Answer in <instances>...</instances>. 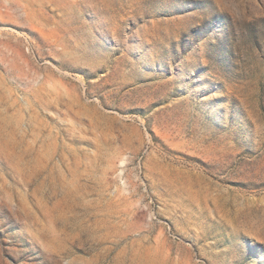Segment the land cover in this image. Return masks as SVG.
<instances>
[{
  "label": "rangeland",
  "instance_id": "374dc122",
  "mask_svg": "<svg viewBox=\"0 0 264 264\" xmlns=\"http://www.w3.org/2000/svg\"><path fill=\"white\" fill-rule=\"evenodd\" d=\"M0 264H264V0H0Z\"/></svg>",
  "mask_w": 264,
  "mask_h": 264
}]
</instances>
